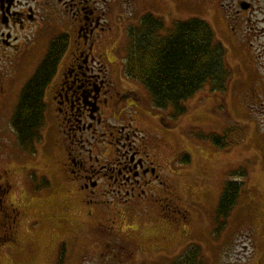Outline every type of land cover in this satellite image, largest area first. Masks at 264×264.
<instances>
[{"label":"flooded vegetation","instance_id":"obj_1","mask_svg":"<svg viewBox=\"0 0 264 264\" xmlns=\"http://www.w3.org/2000/svg\"><path fill=\"white\" fill-rule=\"evenodd\" d=\"M190 4L200 6L190 8ZM178 9H199L202 17H206L204 11H216L227 19L228 27L229 14L238 17L251 11L252 4L251 0H0V112L11 98L14 103L45 36L60 31L69 39V49L44 91L46 122L36 147L42 151L49 142L46 150L62 183L79 194L84 204H91L90 211L92 205L102 211V228L96 229L102 238L98 251L102 264L108 259L119 262L114 245L127 258L147 251L165 258L169 257L165 252L180 240L183 245L174 255L176 259L185 256L189 248L200 246L185 238L195 229L190 213L181 210L180 203L179 209L171 204L174 199L181 201L167 178L170 163L164 155L170 147L166 140L170 134L165 130L171 129V107L157 109L150 92L124 75L120 54L129 46L126 32L136 26L137 18L154 11L161 15L165 11L166 17ZM155 123L158 128L149 126ZM0 146V240H16L29 234L35 223L31 211L35 194L29 174L36 172L39 178L43 174L36 165H22L18 184L10 162L15 157L33 161L39 150L35 159L22 157L16 136L10 134L0 138ZM178 154L179 149L175 165ZM50 166L46 164L43 173H48ZM146 207L161 211L156 222L163 225L155 234L125 244L109 241L120 239L125 229L122 208ZM253 238L250 247L254 250L244 264H264L261 229ZM176 259L165 264H175Z\"/></svg>","mask_w":264,"mask_h":264},{"label":"rangeland","instance_id":"obj_2","mask_svg":"<svg viewBox=\"0 0 264 264\" xmlns=\"http://www.w3.org/2000/svg\"><path fill=\"white\" fill-rule=\"evenodd\" d=\"M251 4L252 9L247 13L235 18L229 14L228 27L227 19L216 11L210 14L204 11L206 17H202L199 9L192 12L178 9L166 16L168 19L165 11L163 15L154 11L164 19L166 28L161 32L162 36L173 22L196 17L210 20L217 39L226 49L230 69L223 90L215 89L210 82L205 83L183 103L181 114L173 115L175 111H171V129L165 130L170 134L166 139L170 147L164 154L166 163H170L167 178L171 188L175 187L181 197V201L174 199L171 204L179 209L177 203H180V209H186L192 217L190 222L195 229L185 238L196 240L200 245L201 252L198 247H192L201 253L197 264H244L254 250L250 247V239L259 238L253 237L259 235L260 229L264 234V0H251ZM199 6L189 5L190 8ZM113 21H118L117 15ZM60 35V31H52L45 36L36 60L20 83L14 103L11 98L1 110V139L9 134L11 138L15 137L11 120L21 89L44 59L48 45ZM127 50L126 47L120 52L122 57L126 56ZM149 126L158 128L156 123ZM220 141L222 146L218 145ZM48 146L49 142L45 143L43 152L40 147L20 146L24 153L22 157L34 158L39 150L37 159L15 157L10 162L16 170L14 178L18 184L23 177L20 167L28 163L41 170L43 179L36 172L29 174L35 194L31 210L35 223L27 235L18 236L16 240H0V264H102V254L98 252L102 249V238L96 231L102 228V211L97 205H92L90 211L91 204H84L79 194L62 183L57 165L50 161L53 158L46 150ZM181 160H186L185 165L180 164ZM49 163L52 167L48 173H43ZM231 181L240 182L239 196L228 215L220 217L219 199L223 188ZM141 208L121 209L125 229L120 239L109 241H115V244H125L124 241L132 239L141 241L162 227V222H156L161 211ZM178 241V245L165 252L169 256L165 258L157 257L151 251L127 258L123 250L114 245V253L120 260L117 263L108 259L106 264L170 263L183 245Z\"/></svg>","mask_w":264,"mask_h":264},{"label":"trees","instance_id":"obj_3","mask_svg":"<svg viewBox=\"0 0 264 264\" xmlns=\"http://www.w3.org/2000/svg\"><path fill=\"white\" fill-rule=\"evenodd\" d=\"M165 28L161 16L151 12L141 16L138 24L126 32L129 46L123 70L128 78L150 92L157 109L170 105L175 111L173 115H179L183 112V103L205 83L210 82L215 89L223 90L230 69L226 49L207 21L196 17L173 22L162 36ZM66 49L64 35L53 40L45 58L20 93L11 126L17 144L23 148L33 149L41 140L46 109L44 91ZM218 145L222 146V141ZM184 162L186 160L180 161ZM240 189V182H227L217 206L220 217H226L234 208ZM200 254L191 247L175 264H197Z\"/></svg>","mask_w":264,"mask_h":264}]
</instances>
